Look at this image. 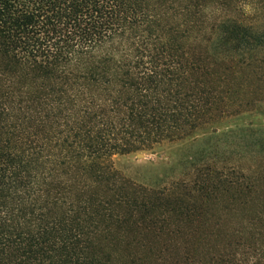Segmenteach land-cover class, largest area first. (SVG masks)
Returning <instances> with one entry per match:
<instances>
[{
    "label": "trees",
    "instance_id": "obj_1",
    "mask_svg": "<svg viewBox=\"0 0 264 264\" xmlns=\"http://www.w3.org/2000/svg\"><path fill=\"white\" fill-rule=\"evenodd\" d=\"M263 3L0 0V264H264L263 169L152 190L113 162L254 108L232 23Z\"/></svg>",
    "mask_w": 264,
    "mask_h": 264
},
{
    "label": "rangeland",
    "instance_id": "obj_2",
    "mask_svg": "<svg viewBox=\"0 0 264 264\" xmlns=\"http://www.w3.org/2000/svg\"><path fill=\"white\" fill-rule=\"evenodd\" d=\"M259 7V13L249 10L246 17L234 15L235 22L232 24L238 23L237 33L246 35L249 49L259 51L262 48L263 53H255L257 59L264 60V3ZM226 25L217 29L208 46L210 54L223 58L228 55V50L224 51L220 47L223 39L228 37ZM233 41L230 40L235 45ZM234 73L229 75V79L233 88L241 93L243 104L255 103L254 108L250 107V112H243L247 108H242L238 115L211 123L179 142L116 156L113 159L115 169L132 183L152 190L169 188L176 183L192 184L198 173L205 169L225 173L234 169L245 173L263 169V173L264 75L255 71V68ZM244 216L240 212L234 216L226 215L223 225H236Z\"/></svg>",
    "mask_w": 264,
    "mask_h": 264
}]
</instances>
